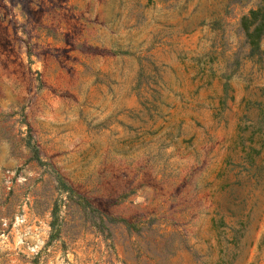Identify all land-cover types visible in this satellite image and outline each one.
I'll return each mask as SVG.
<instances>
[{
	"label": "rangeland",
	"instance_id": "374dc122",
	"mask_svg": "<svg viewBox=\"0 0 264 264\" xmlns=\"http://www.w3.org/2000/svg\"><path fill=\"white\" fill-rule=\"evenodd\" d=\"M262 0H0V264H264Z\"/></svg>",
	"mask_w": 264,
	"mask_h": 264
},
{
	"label": "trees",
	"instance_id": "16d2710c",
	"mask_svg": "<svg viewBox=\"0 0 264 264\" xmlns=\"http://www.w3.org/2000/svg\"><path fill=\"white\" fill-rule=\"evenodd\" d=\"M262 2L264 3V0ZM240 24L246 41L249 42L253 50H257L259 39L264 34V5L250 10L247 16L241 18Z\"/></svg>",
	"mask_w": 264,
	"mask_h": 264
}]
</instances>
